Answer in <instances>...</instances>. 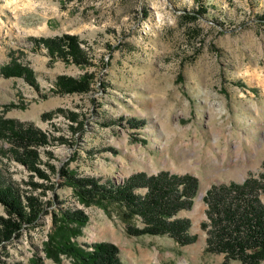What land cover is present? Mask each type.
<instances>
[{
  "label": "rangeland",
  "instance_id": "374dc122",
  "mask_svg": "<svg viewBox=\"0 0 264 264\" xmlns=\"http://www.w3.org/2000/svg\"><path fill=\"white\" fill-rule=\"evenodd\" d=\"M62 34L79 37L90 66L50 61L30 41ZM11 60L28 65L39 92L0 75V114L4 105H22L5 118L49 136L37 148L49 179L0 153L2 177L45 205L36 226L0 248V264H32L35 254L57 264L41 252L56 207H82L88 223L77 242L87 250L114 244L121 264H237L205 251L203 197L212 185L241 183L263 170L264 0H0V67ZM86 72L93 75L90 92L51 93L57 76ZM57 108L76 113L81 129L65 114L41 119ZM62 168L116 184L138 172L195 176L193 206L177 216L190 220L195 241L178 246L168 236H129L115 216L78 203L62 185ZM31 182L54 188L34 190ZM59 264L72 261L61 256Z\"/></svg>",
  "mask_w": 264,
  "mask_h": 264
},
{
  "label": "trees",
  "instance_id": "16d2710c",
  "mask_svg": "<svg viewBox=\"0 0 264 264\" xmlns=\"http://www.w3.org/2000/svg\"><path fill=\"white\" fill-rule=\"evenodd\" d=\"M202 12L203 9L194 11L195 15L201 16ZM30 41L36 49H44L50 61L60 60L78 67L91 64L76 35L62 34L52 38H32ZM0 75L21 78L39 92L35 75L26 64L11 60L0 67ZM92 78L93 75L87 72L78 78L57 76L51 93H88ZM20 107L23 106L15 103L1 107L0 141L9 147L1 146L0 153L3 155L7 151L6 155L28 172L47 180L49 175L40 168L37 148L47 146L49 136L30 123L4 116L7 111ZM56 114H65L81 129L78 115L60 108L42 113L41 119L50 120ZM78 129L74 128V131ZM49 168L55 170L53 166ZM59 175L62 185L71 189L80 205L84 208L96 206L107 215L115 216L129 236H168L178 246L195 241V235L190 234V220L177 217L179 212L191 209L199 190V181L191 174L159 171L149 175L138 172L123 179L120 184L79 176L67 168H62ZM30 185L34 190L54 188L52 184L46 186L31 182ZM54 200H57L56 196ZM203 201L207 206L209 227L205 251L223 254L226 261L233 260L237 264H264V164L257 177L249 176L241 183L212 185ZM0 204L4 211V215L0 214V248L3 249L17 239L23 229L38 224L45 205L36 195L22 194L19 187L5 180L1 173ZM50 220L51 231L41 248L46 259L59 264L61 256H65L72 264H121L119 250L114 244L93 243L89 245L91 250H87L86 245L77 242L88 223L84 210L56 207L50 212ZM32 264H42V258L35 254Z\"/></svg>",
  "mask_w": 264,
  "mask_h": 264
},
{
  "label": "built area",
  "instance_id": "2783aa9c",
  "mask_svg": "<svg viewBox=\"0 0 264 264\" xmlns=\"http://www.w3.org/2000/svg\"><path fill=\"white\" fill-rule=\"evenodd\" d=\"M79 208H82V207H79Z\"/></svg>",
  "mask_w": 264,
  "mask_h": 264
}]
</instances>
